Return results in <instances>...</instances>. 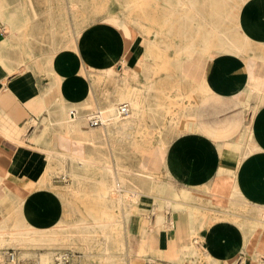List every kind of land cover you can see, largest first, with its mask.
<instances>
[{"label":"crops","instance_id":"0c3cea01","mask_svg":"<svg viewBox=\"0 0 264 264\" xmlns=\"http://www.w3.org/2000/svg\"><path fill=\"white\" fill-rule=\"evenodd\" d=\"M70 2L79 4L74 17ZM0 3L6 12L16 10L17 18V28L10 32L0 21V248L21 250L37 259L56 248V240L49 241L43 243L50 245L44 251L32 231L20 236L26 227L50 230L64 223L58 186L38 182L47 175L57 179L61 169L68 174L70 164L79 165L80 160L99 167L104 162L94 154V144L64 134L48 120L61 117L56 102L80 109L90 98L103 101L110 92L113 97L120 93L118 78L119 86L107 87L102 80L94 91L92 78L81 75V67L98 76L105 67L126 66L135 75L128 86H144L141 114L145 118L140 129H156L150 116L159 105L164 109L155 113L169 109L177 115L167 128L172 133L165 144L153 143L152 136L140 144L154 149L137 166L169 186L155 190L145 185L130 191L131 197L135 195L128 207L134 250L130 259L141 264H240L242 260L264 264V212L260 213L264 211V0ZM85 3H96L98 11L84 9ZM74 19L80 29L74 45L59 47L72 37ZM129 31L132 37L127 36ZM227 41L241 51L228 50ZM52 74L60 77L56 84ZM167 99L177 106L167 107ZM42 118L47 119L45 127ZM110 161L114 170L109 178L118 181L115 167L121 155L110 156ZM131 173L125 177L132 179ZM172 193L182 204H167L176 201ZM184 194L187 198L181 199ZM119 201L112 202V209L118 205L122 210ZM162 202V208L156 209ZM155 210L164 225L174 222L162 236L152 230ZM138 244H143L144 255H137ZM159 250L161 257L155 253ZM63 251L69 254V264H89L84 261L88 254ZM119 253L114 251V259ZM172 254L178 262L164 258ZM97 257L105 263L104 252Z\"/></svg>","mask_w":264,"mask_h":264},{"label":"rangeland","instance_id":"374dc122","mask_svg":"<svg viewBox=\"0 0 264 264\" xmlns=\"http://www.w3.org/2000/svg\"><path fill=\"white\" fill-rule=\"evenodd\" d=\"M28 5H29V2H28ZM41 5H45V4L41 3ZM106 5L107 4H105V6ZM0 6H1V4H0ZM78 6H79V4H76L74 2L69 3L68 9L71 11V14L73 17L76 15L75 10H77ZM83 7H84V9H86V7H87L90 10V12L91 11L92 12L98 11L96 3H85V4H83ZM102 7L103 6H101V9H100L101 12L103 11ZM61 8H62V10H64L63 4H62ZM1 9H2V6H1ZM12 11L14 12L16 10H10L9 12H12ZM111 16H115V15H111ZM115 17L120 18L119 16H115ZM73 21H74V27H73L72 38L71 37L68 38V40L59 47H68V45L73 46L71 44H73L75 42V39L78 37L80 29L78 26H76V23H75L76 20L74 19ZM84 21H88V20H84ZM62 22H64V19H62ZM127 36L132 37V32L129 31ZM9 68H11V67H9ZM79 71H80L81 75L86 76V77L89 76V78H92L91 79V85H92L94 91H97L96 84L99 83L100 81L102 82V80L105 81V85L107 87L112 86L113 84L116 86H119L118 79L114 80L113 77H107V76L105 77L102 73L97 76L93 73H90L88 70H86L85 68H82V67L79 69ZM117 71H119V70H117ZM122 72L123 71H120V73H122ZM132 74L134 75V73H132ZM132 74L131 75L129 73L127 74L131 77L126 76L127 77V78H125L126 82L122 85V88H121L122 91H120V92H122L124 96L121 97V96H119L120 94L116 93L115 96L113 97L112 92H110L109 95H106L107 94V90H106L105 91L106 99L112 100V101H117L119 104L124 103V102L126 103L127 102L126 98H128L129 95H131V91L134 88H136V87H131V88L128 87L129 78H135V75L133 76ZM159 77H160V75H159ZM124 87H127V88H124ZM143 87L142 88H136L133 90V92L136 94L137 93L141 94L142 93L141 90H144ZM124 90H126V91L123 92ZM105 97H104V99H105ZM114 98H115V100H114ZM122 98H124V99L122 100ZM119 100H121V101H119ZM90 101H95L97 103L102 102L101 100H96L93 98H90ZM164 101H163V103H164ZM57 103L58 102H56V104ZM142 103L143 104H141L139 107L140 113L137 115L138 120H137L136 124L134 125V127L132 129H127L128 133L131 134L130 138H125V139H123V141L120 144L118 143V145H119L118 147H119L120 151L118 150L117 155L118 154L121 155V162H119L118 164L116 163L119 166L118 169H116V170H119L118 174H119L120 178L118 181H120L121 183L123 182L125 184L126 181H132L133 180L138 185H140V183H141V185L143 184V186H145V185L148 187L150 186L151 188H154L155 190H157L161 186L163 188H165L167 185H164V184L162 185L160 182H157L154 175L146 172L144 170V168L137 166V163H136L139 160L147 157L150 154L149 151L151 149H154V148L151 146L145 147V146H142L140 144H144L145 142H149L148 139H150L151 136H152V142L153 143L155 142V143L165 144L167 139L171 136L170 134L172 133V131L168 130L167 128L169 126H171L170 123L172 124L175 121V118L177 117V115L173 114V113H169L168 112L169 109H165L166 110L165 114L155 113V112H160L164 109V105H159L158 109L156 111H154V114L150 116L152 119L151 122L153 123V126L156 129L152 130V132H145L143 130L144 124L143 125L141 124V123H144V118H145V115L141 114V113H143L142 109L144 107V101ZM166 103H167V107L168 106H174V107L177 106V102L175 100L167 99ZM57 107H58V104H57ZM162 107H163V109H162ZM83 108H85V109H83ZM69 109H70V111H69ZM87 110H88V108L83 107V106L81 107V109H78L76 105H71L70 107L67 106V107H65V114L67 116L65 114L64 115L61 114L62 115L61 117H63V118H59V119L57 118L56 121H55V119H50L48 121H51V123L57 122L58 126L62 129V132L64 133L65 127H69V125L67 123H70V121H72V119L74 120V118L76 119V117L77 118L80 117V115L85 113ZM132 111L135 112L136 109L133 107ZM80 112H82V113H80ZM74 114H76V115H74ZM156 118H160V119L158 120ZM46 120H47L46 118H42V124H44V127H45ZM63 123H64V125H63ZM141 126H143L142 129H140ZM109 160H110V157H109ZM128 160L131 161V165H129V162H127ZM110 164H111V161H110ZM120 165H121V169H120ZM70 166H71V168H70V172L68 174L66 173V170L61 169L60 171H58L56 173L57 179H53V177H54L53 175H49V176L47 175L38 182L39 183L38 185H40V186H42V185L44 186L46 184H48L50 186H58L57 187L58 192H59V194L62 198V201H63V205H64V219H63L64 223H63V225L64 224H66V225H64L63 228H61V230H59V234L54 236L53 240H50V238H49V240H42L39 243V245H41L39 247L42 248L44 251L47 250V248H49L50 245H43V243H47L49 241L56 240L57 246L54 250H48L47 251L50 253V256H49L48 261H46V262H43L40 259H37L34 255H29L28 253L23 254V253H21V250H19V252L15 250L18 258L24 264H43V263L46 264V263H50L54 260L55 255L62 252L63 250H70V252H72L73 254H74V252H80L83 254H88L89 255L88 257L84 256L85 262H87L89 264H101L100 262H102V261L100 260V258L97 257L101 252H103V250H102V243L103 242L100 241L102 239V236H101L102 230L101 229H98L96 226L91 227V235L89 236L91 240L88 241L89 243L88 242L86 243L84 240L71 237L67 233L70 234V232L75 230L71 224H78L81 222H88V223L94 222L95 223V221L102 220L103 214L105 212L112 214V218H109V220L108 219L105 220L107 222H111V223H109V226L106 230V231L110 230V232H109V234L111 235V242L110 243L112 244V246L114 248H117L115 252H120L122 254V252L124 251V250L123 251L119 250L120 244L124 245L127 242V233H126L127 231H125L123 229V226L121 223V220H122L121 214L122 213H121V210L119 209L120 206L117 205L115 210L112 209V201L109 200L108 197L103 198L101 196V199H103V201H104V204L102 205L101 202H103V201H101L99 198L101 194L99 196L97 195L98 189H100L101 187L103 188L104 185L109 182V179H111V178H109L110 175L106 172V170L102 169V167H99L96 164L95 165H91V164L90 165H86V164L78 165L76 163H72V164H70ZM125 169H129L132 172L131 173V176H132L131 180L129 178L125 177V176L130 175L126 171H124ZM73 173L81 176L79 181L76 183L74 181H72ZM101 175H103L104 177L102 178ZM153 180L156 182V185H155V182ZM140 181H142V182H140ZM102 188H101V190H103ZM179 197H181V199H186L187 195L186 194L180 195ZM177 198H175V199H177ZM108 204H109V207H107ZM124 204L125 203L122 202L121 206H124ZM114 222H116L117 224L113 225ZM251 229H249V230H251ZM251 232H253V231H251ZM60 236H62V237H60ZM74 240H77V242ZM128 243H130V242H128ZM136 253L144 255L143 244L137 245ZM194 254H195V252L193 253V255ZM185 255L186 256H192L191 254H188V253H185ZM29 257H31L32 260L28 262L26 260ZM117 259H119V258H117ZM104 262L105 263H102V264H110L109 262H106L105 260H104ZM189 264H193V263L189 262Z\"/></svg>","mask_w":264,"mask_h":264},{"label":"bare ground","instance_id":"6f19581e","mask_svg":"<svg viewBox=\"0 0 264 264\" xmlns=\"http://www.w3.org/2000/svg\"><path fill=\"white\" fill-rule=\"evenodd\" d=\"M1 4V3H0ZM185 6V5H184ZM183 6V7H184ZM180 7V6H179ZM5 10V9H4ZM3 9H1V6H0V21H2L6 27V30H9V32L11 30H16L17 28V18H16V11H12V12H6L4 11ZM64 11V10H63ZM192 12V11H191ZM1 22V24H2ZM24 24V23H23ZM8 32V33H9ZM12 33V32H11ZM16 36V35H14ZM8 37V36H7ZM72 38V37H71ZM68 40V39H67ZM71 41V40H70ZM228 45L226 47H228V50H233V51H237V52H240L241 49L234 43L230 42V41H227ZM66 45V44H65ZM71 45H74L71 44ZM69 46V45H68ZM62 50V49H61ZM58 53V52H57ZM56 53V54H57ZM52 54V53H51ZM54 54V52H53ZM4 59V58H3ZM122 59V58H121ZM121 61V60H120ZM3 63V62H2ZM124 64V63H123ZM122 66H125V64ZM118 65V64H117ZM121 65V64H120ZM119 65V66H120ZM116 66V65H115ZM126 67V66H125ZM120 68L121 71H123L122 73H120V70L117 71L116 68L113 66H108V67H105L104 68V71L102 72V74L106 77H113V78H118L121 82V85H123L125 82H126V79L127 78L126 76H129L127 75L128 74V70L127 68ZM9 72L12 71L11 68H7ZM53 69V68H52ZM133 71V70H132ZM80 72V71H79ZM82 72V71H81ZM83 74V73H82ZM53 75V74H52ZM133 75V74H132ZM134 76V75H133ZM131 77V76H129ZM53 78H54V83L56 84L57 83V80L56 78H60L59 76H56V75H53ZM60 86V85H59ZM129 87V86H128ZM122 88V87H121ZM124 88H127V87H124ZM144 88V87H143ZM130 89V88H129ZM136 89V88H134ZM133 89V90H134ZM52 90V89H51ZM133 90L131 91V95H129L127 99V102L125 103H121V104H126L127 107H128V114L123 116L119 113V106L121 104H119L117 101H112V100H107L106 97L105 99L102 101V102H95V101H89V103H85L83 104L82 106L83 107H86L88 108V110L81 114L80 117H76V119L74 118V120L72 119V121H70V123H67L69 125V127H65V131L64 133L65 134H68V135H75V137L79 140H82V141H87L89 142L90 144H94V154L98 155L99 158H102L103 160V164H102V167L104 170H106V172L113 177V165L112 163L110 164V160H109V157L112 155H116L117 156V152L119 150V145L118 143L120 144L123 139L125 138H130L131 134L128 133L127 129H132L134 127V125L136 124L137 120H138V114L140 113L139 112V107L141 104H143L142 102L144 101V90H141V94L139 93H134ZM53 91V90H52ZM122 91V90H121ZM126 90H124L123 92H125ZM51 93V91H50ZM49 94V93H48ZM120 95L119 96H124L122 92L119 93ZM128 95V94H127ZM126 95V96H127ZM45 95H43L44 97ZM42 97V98H43ZM55 97V96H53ZM59 99V98H58ZM109 99V98H108ZM120 99V98H119ZM124 98H122L123 100ZM115 100V98H114ZM121 101V100H119ZM43 102V101H42ZM45 104V102H44ZM58 104V108L61 109V112H62V115L65 114V106L63 107L59 101ZM48 106V104H47ZM45 106V107H47ZM133 107L136 109V111H132ZM78 108V107H77ZM47 109V108H46ZM79 109V108H78ZM81 109V107H80ZM85 109V108H83ZM82 109V110H83ZM72 110V109H71ZM76 110V109H75ZM67 111V110H66ZM70 111V109H69ZM78 111V110H77ZM84 111V110H83ZM82 113V112H80ZM61 115V116H62ZM66 115V114H65ZM76 115V114H74ZM67 116V115H66ZM73 116V115H72ZM94 116H97L99 119H100V124L95 127V128H91L89 125H88V120ZM74 117V116H73ZM59 118H63V117H59ZM58 118V119H59ZM33 119V118H32ZM30 120V123H32L33 125L36 124V122L34 120ZM55 119V118H54ZM57 119V118H56ZM55 119V121H56ZM61 120V119H60ZM59 120V121H60ZM63 121V120H62ZM67 122V121H66ZM69 122V121H68ZM46 123V122H45ZM54 123V122H53ZM57 123V122H56ZM60 124V123H59ZM62 124V123H61ZM66 124V123H65ZM58 125V124H57ZM64 125V123H63ZM67 125V126H68ZM62 127V126H61ZM81 127V128H80ZM74 128H78L77 130H75ZM64 129V128H63ZM3 131V130H2ZM11 133V132H10ZM9 135V134H8ZM35 137H33V140H34ZM69 138V137H68ZM98 141V143H96ZM98 144V145H97ZM97 145V146H96ZM43 150V149H42ZM47 151V150H46ZM120 151V150H119ZM46 153H52V152H46ZM55 152H53L52 154H54ZM71 153V152H70ZM49 154V155H50ZM56 154V153H55ZM58 155V153L56 154ZM61 154H59L60 156ZM63 157H64V154H62ZM73 155V154H72ZM75 156V155H74ZM67 159H68V156H66ZM65 157V158H66ZM78 157V156H77ZM83 158V157H82ZM73 159V158H71ZM64 160V159H63ZM79 160V159H78ZM76 161V160H75ZM82 163H81V162ZM79 162L81 164L79 165H82V164H86V165H92L93 163H89L87 162V160H80ZM68 164V163H67ZM95 165V164H94ZM97 165V164H96ZM77 166V165H76ZM115 167V166H114ZM118 165L116 164V167H115V172L116 171H119V170H116L118 169ZM120 169H121V165H120ZM124 171H126L128 174H130V170L129 169H125ZM123 171V172H124ZM105 172V173H106ZM116 175V173H115ZM114 175V176H115ZM81 178V176H79L78 174H75L73 173L72 175V181H74L75 183L79 181V179ZM116 179V178H115ZM44 180V179H43ZM131 180V179H130ZM126 181V180H125ZM137 181V180H136ZM154 181V180H153ZM142 182V181H140ZM155 182V181H154ZM42 183V182H41ZM129 183H131V185H128ZM235 183V182H234ZM149 184V183H148ZM152 184V183H151ZM153 185V184H152ZM155 185H156V182H155ZM163 185V184H162ZM43 186V185H42ZM234 186V185H233ZM144 187L143 184L141 185H138L136 184V182L133 184V182L131 181H126V183L124 184L123 182L121 183L120 181H116V180H113V178L109 179V182L107 184L104 185V187L102 188L103 190L101 191V195L100 197L102 196L103 198L104 197H108L109 200H111L112 202L115 200L117 201L118 198H120V200L125 203L124 206H122V210H121V216H122V220H121V223H122V226H123V229L125 231H127V242L126 244H120V248L119 250L120 251H123L122 254L120 253L119 255V259H114V257L116 256V254H114V251H116L117 248H114L112 246V244L110 243L111 242V235L109 234L110 230L109 231H106L108 226H109V223L111 222H107L105 220H109V218H112V214L110 213H107L105 212L103 214V218L102 220H99V221H95V223H88V222H81V223H78L76 225H73L74 227V231L67 233L68 235H70L71 237H74V238H78V239H81V240H84L86 243L88 241H90V235H91V227L93 226H96L98 229H101L102 232H101V236H102V239H103V243H102V250L104 252V260L106 262H109L110 264H141L140 260H132V258L130 259V254L132 252H134L132 246L129 242L130 240V235H131V232H130V228L128 227V223H129V218H130V211H129V204L130 202L133 203V200L135 201V195L133 192V195L131 197L130 195V191H134L136 189H139V188H142ZM150 187V186H149ZM154 187V186H153ZM167 187V186H166ZM234 188V187H233ZM130 189H133V190H130ZM232 190V189H231ZM234 191V190H233ZM132 193V192H131ZM173 198H177V194L176 193H172L171 194ZM185 195V194H184ZM235 195V194H234ZM140 196V195H139ZM176 196V197H175ZM230 196V195H229ZM234 197V196H233ZM132 198V199H131ZM138 198V196L136 197ZM181 198V197H180ZM230 198V197H228ZM131 200V201H130ZM161 200V198H160ZM119 201V202H121ZM162 201V200H161ZM165 201V200H164ZM167 201V200H166ZM121 202V203H122ZM138 202V201H137ZM173 202V201H172ZM168 203L167 201V204H169L170 206L173 205V204H177V203H180V202H177V199L175 202L173 203ZM163 203H159L156 207L157 208H162L163 206ZM165 204V203H164ZM182 204V202L180 203ZM185 205V204H184ZM136 206V205H135ZM165 206V205H164ZM256 208V207H255ZM261 208V207H260ZM121 209V208H120ZM155 209V208H154ZM259 212V211H258ZM257 212V213H258ZM264 211L260 212L263 214ZM190 217V219L192 218V213L191 212H188L187 213ZM101 217V216H100ZM155 220L153 222V227H152V230L153 231H156L157 233H159L160 236H162L163 234V230H166L168 229V226H171L174 224L173 220H169V223L168 225H164V218L162 215L158 214L155 210ZM99 219V218H98ZM58 222V221H57ZM233 224V223H232ZM64 225H61L59 224L58 226L54 227L53 229H50V230H37V229H28V227H26L25 229H23L19 235L20 236H23V233L25 235H29V232L32 231L31 235L32 236H35V240L36 241H42V240H53V237L56 236L57 234H59V230H61V228H63ZM112 226V225H111ZM170 228V227H169ZM241 228V227H240ZM173 229V228H172ZM251 229V228H250ZM170 230V229H169ZM255 228H252L250 231H254ZM20 231V230H19ZM242 231V230H240ZM18 232V231H17ZM23 232V233H22ZM176 232V231H175ZM244 233V232H243ZM241 233V234H243ZM61 234V233H60ZM195 235V234H194ZM31 236V237H32ZM93 236V235H92ZM37 237V238H36ZM62 237V236H60ZM89 237V238H88ZM159 237V236H158ZM243 237V236H242ZM26 238V237H24ZM56 238V237H55ZM157 238V237H156ZM57 239V238H56ZM30 240H34V238H30ZM85 243V244H86ZM89 243V242H88ZM88 245V244H87ZM124 246V247H123ZM187 246V245H186ZM86 247V246H85ZM123 247V248H122ZM189 247V246H188ZM183 248V247H182ZM86 249V248H85ZM190 251L191 254L193 255V253L195 252L192 248H187V252ZM138 252V251H137ZM159 252H161L160 250L159 251H155L156 254H158V256H160ZM169 252V251H168ZM138 256H140V254H137ZM168 255V254H167ZM49 256H50V253L49 252H44V253H41L40 254V257L39 259L43 262H46L48 261L49 259ZM161 257V256H160ZM177 255L176 254H172V257L171 256H166L164 255V258L167 259L168 261L170 262H173V263H176L178 262L179 260L176 258ZM212 259V258H211ZM210 259V260H211ZM148 261V259H147ZM152 261V260H151ZM209 261V260H207ZM146 263V262H145ZM144 263V264H145ZM152 263V262H151ZM155 263V262H154ZM148 264V263H147ZM240 264H243V260L240 262Z\"/></svg>","mask_w":264,"mask_h":264},{"label":"built area","instance_id":"2783aa9c","mask_svg":"<svg viewBox=\"0 0 264 264\" xmlns=\"http://www.w3.org/2000/svg\"><path fill=\"white\" fill-rule=\"evenodd\" d=\"M119 113L123 116L128 114V107L126 104L119 106ZM100 119L94 116L88 120L90 127H95L100 124ZM0 264H24L17 256L16 251L12 248H0ZM45 264V263H43ZM46 264H69L68 252L62 251L55 255L54 260Z\"/></svg>","mask_w":264,"mask_h":264}]
</instances>
